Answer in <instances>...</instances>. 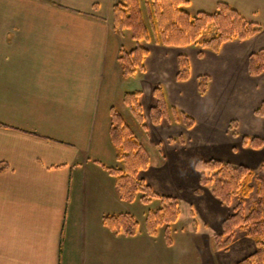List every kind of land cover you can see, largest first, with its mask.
I'll use <instances>...</instances> for the list:
<instances>
[{
    "label": "crops",
    "instance_id": "0c3cea01",
    "mask_svg": "<svg viewBox=\"0 0 264 264\" xmlns=\"http://www.w3.org/2000/svg\"><path fill=\"white\" fill-rule=\"evenodd\" d=\"M117 1L0 0V264L151 263H146V257L151 258L150 240H142L138 233L130 236L113 231L103 223L105 215L135 216V200L121 199L109 170L122 168L110 137L111 108L125 95L119 90L125 37L113 20ZM221 1L234 7L236 0ZM242 3L237 10L247 20L258 22L254 20L257 12L244 14L254 5L264 16V0ZM260 24L263 29L254 36L229 40L217 51L199 44L139 43L149 51L146 58L155 51L172 59L175 79L179 55L188 57L189 78L174 81L171 97L165 93L171 104L195 119L191 128L181 122L153 124L150 120L141 141L148 152L149 146L161 142L165 123L178 133L205 128L212 131L209 136H215L217 127L229 126L222 152L207 159L252 170L260 167L264 144L254 148L243 139L260 136L264 140V119L254 110L264 100L263 93L255 96L253 110L245 114L237 107L238 99H228L234 89L256 85L253 78L258 76L249 74L248 58L264 48V22ZM249 43L256 48L248 50ZM137 45L133 43L129 50ZM202 75L210 77L204 94L198 88ZM240 117L247 119L245 132ZM231 123L237 126L230 128ZM155 131L160 138L152 139ZM168 144L170 149L174 146L176 159L184 142ZM159 163L163 165L162 159ZM150 169L151 164L140 173L146 182ZM204 194L196 196L203 198ZM212 194V201L207 197L211 203L207 227L200 225L206 233L187 228L173 238L187 233L185 247L210 249L202 254V261L225 264L230 255H245V251L234 249V242L229 250L215 249L214 236L222 232L224 220L233 211L226 207L227 211L226 204Z\"/></svg>",
    "mask_w": 264,
    "mask_h": 264
},
{
    "label": "trees",
    "instance_id": "16d2710c",
    "mask_svg": "<svg viewBox=\"0 0 264 264\" xmlns=\"http://www.w3.org/2000/svg\"><path fill=\"white\" fill-rule=\"evenodd\" d=\"M189 0H147V17L145 20L140 0H118L113 8L115 28L119 31L128 29L138 45L131 51H123L119 61L125 77L133 75L137 70L144 71V59L148 49L140 42L153 40L167 46H188L199 44L214 51L229 40L248 39L261 31V26L247 20L237 9L226 2H219L215 13L200 11L192 15L187 7ZM211 37L200 40L203 32L212 29ZM151 31L153 36L151 37ZM179 70L177 79L184 81L190 75V63L185 55L178 57ZM248 72L253 76L264 73V48L250 54ZM210 77H199V92L206 93ZM156 104L150 108L153 124H160L171 112L177 122L186 128L193 127L195 119L169 106L161 87L153 90ZM140 91L125 94L124 101L130 107L144 129V116L139 103ZM255 113L264 119V100L256 108ZM110 137L117 151V159L122 168H110L115 176L116 186L121 199L134 201L140 194V200L149 205L153 199H159L157 209H149L146 215V230L156 236L161 226H166L165 237L170 242L169 225L177 221L180 214V201L174 196L159 195L140 173L150 164V155L145 146L134 135L125 121L123 114L111 108ZM245 143L259 148L264 140L258 137H244ZM199 172L201 186L211 185L213 194L224 204H230L232 197L241 194L239 204L232 214L223 222V231L214 236L216 250H227L233 241L236 229H242L256 244V249L234 264H264V161L255 171L245 165H233L229 162L211 158L199 160L195 165ZM255 181V184H253ZM253 192L256 198L247 212L244 210V199ZM103 223L109 229L133 236L138 233L139 222L130 213L105 215Z\"/></svg>",
    "mask_w": 264,
    "mask_h": 264
},
{
    "label": "rangeland",
    "instance_id": "374dc122",
    "mask_svg": "<svg viewBox=\"0 0 264 264\" xmlns=\"http://www.w3.org/2000/svg\"><path fill=\"white\" fill-rule=\"evenodd\" d=\"M217 2L219 3V2H224V1H221V0H191L188 6V11L192 15H196L200 11L212 14V13H215L217 10V4H218ZM140 3L143 9L145 20L147 21V24L150 25L148 21V17H147V12H146L147 5H148L147 0H140ZM232 3L234 4V7L236 9H242V6L240 5V4H243L242 0L232 1ZM258 9L259 7L254 5L251 12L244 13V14H248L249 16L250 15L254 16L252 14L257 12L254 20H257L258 21L257 23L261 25L260 23L264 22V16L261 14L262 9L261 10H258ZM257 14H261V15H257ZM212 30L213 28L209 29L207 32L206 31L203 32V34L200 37V40L211 37L213 33V32L211 33ZM120 32H122L123 33L122 35L125 37L123 41L124 42L123 51H127V52L131 51L129 50V48L133 45V43L137 44L136 41L131 36V31L128 29H125ZM152 36H153V33L151 31V37ZM129 41L131 42L133 41V42L129 43ZM150 42L153 43L154 41L152 40ZM143 44H144V41H143ZM192 46H196V44H192ZM250 46L251 45L249 43L248 50H253L254 48H256V47H250ZM188 52L192 53L193 50L188 49ZM150 54L151 56L149 58L145 57L146 59H144V66H145L144 71L137 70L133 75L128 76V77H125L122 72V76L124 77L119 82V90L120 91L122 90L125 94L134 92V91H140L141 94L139 97V103L141 104L142 114L144 116L143 123L146 124V126L148 125L147 123L150 122L151 120L150 108L156 104V98L153 93L154 88L161 87L164 91L165 97H166V93L168 94L169 97H171V93L173 92V89H174V81H176L177 79V75H175L176 79L174 78V73H173L174 67L172 64L173 63L172 59L163 57L162 54L158 52L156 53L155 51L151 52ZM226 56L227 55H223L224 58H226ZM176 64H177V61L175 62V65ZM257 76L258 77L253 78L254 83H256V85H254L255 90L249 89V88L247 89L239 88V89H234L233 92L228 95V99L230 100L238 99L237 107L239 110L243 111L244 114L250 110H253V105H254L255 98H256L255 96H258L261 93H263L262 95L264 96V73L257 75ZM199 77H198V80H199ZM198 88H199V82H198ZM124 97L125 95H123V97L116 100L115 105L113 107L117 111L123 114L125 121L131 127L137 139L140 140L141 142L142 140H145L143 138L144 136L147 135V134L143 135L142 132L145 131L146 133L147 128L144 129L142 126V123H140L137 120L136 116L131 111L130 107L125 103ZM166 100L169 106L175 107L173 104H171L168 101L167 97H166ZM243 113H240V114H243ZM246 120H247L246 118L240 117V122L242 124V127H241L242 132H245V128H243L244 126L243 124L244 122H246ZM164 121L165 122L169 121V123L177 122L174 120L171 112L167 115V118H164ZM236 123H231L230 128H233L234 126L236 127L237 126ZM228 129H229V126H228ZM228 129H226V127L224 126H219L216 128L217 132L215 133V136H209V134L212 131L206 130L205 128L201 129V131L196 130L193 133L187 132V131L178 133V131L174 129V127L165 123L166 132H165V135H163L162 133V137L160 140L161 142H159L157 146H153V145L149 146L150 152H151V157H150L151 169H150V172L148 173L146 183L149 184L151 188L159 195H167L169 194V192L174 193L175 194L174 197H176L180 201V204H179L180 214L178 216L177 221L169 225L170 242L165 237V230H166L165 225L159 228L158 234L156 236H152V235L149 236L146 230V224H145L146 210L149 208L157 209L160 205V200L153 199L151 204L145 205L140 200V194L135 199V202L132 204V207L134 208L136 219L138 220V222L141 223V230L139 227L138 235L142 240L145 239L147 242L148 240H150L151 258L149 259L148 257H146V263L151 261L150 264H208L207 261H202L201 259L202 254H207L210 251L208 247L200 245V249H197V248L189 249L185 247L183 243L185 240L189 239V236L187 235V233L183 232L182 236L176 235L174 238H173V234L174 233L181 234L182 233L181 231H186L187 228L191 230L192 232L194 231L196 232V227L199 230L197 232L204 233V234L206 233L204 229L201 228L200 225H203V223H205L204 226H206L208 223L207 217L210 216V213H208V210L211 209V206L209 205L211 203H209L208 199L210 198L209 200L212 201V198L210 195L213 193L212 186L211 185H206V186L200 185L199 172L194 167V162L196 161L197 163L199 160H206L210 156H216L217 154H220L222 152V148L225 147L224 140L226 137H228V135H225V133L229 131ZM219 130L220 132L218 133ZM159 131H155V134L154 132H152L151 134L152 139L160 138V135H158ZM258 138H260V136ZM166 141H168L169 143L170 141L171 142L173 141L176 143L184 142V146L182 147L181 152L178 153L176 159L174 158L176 154L175 150L173 149L174 146L171 147L170 149V146H168L169 144ZM247 144H249V142ZM165 147H167V150ZM169 150H171V153ZM150 152H148L149 155H150ZM260 154L264 156V149L262 152H260ZM165 158H167V161L164 164ZM160 159H162V164H163L162 166L160 165L161 163H159ZM258 168L259 167H257V169ZM257 169H253V170L256 171ZM151 170L153 171L155 170L154 172L156 174L152 175ZM253 184H255V181H253ZM203 192H205L204 196H202L203 198L196 196V194H202ZM241 198H242L241 194L238 193L232 197L230 204H226V206H224L223 204L222 205L225 207L227 211L228 209L233 211V209L239 204ZM255 198H256V193L253 192L248 198L244 199L243 206H244L245 212H247L248 209L252 206ZM214 201L215 200H213V202ZM226 207H228V209ZM144 234L147 235V237H145ZM216 234H220V233L216 232ZM233 239L234 241H232V243L234 242L235 246L234 247L232 246V247L234 249L240 248L244 250L245 255L244 253L230 255V257L228 258V263L231 262L233 264L234 260H239L243 258L244 256L248 255L250 252L252 253L256 249L255 241L251 237L247 236L245 231L242 229L235 230ZM173 240H176V243L174 244L175 246L171 248L169 247V245L173 244ZM230 248H228L227 250H229ZM217 251H220V250H217ZM211 258H214V257L211 256ZM214 262H217L216 264H221L219 263L220 261L218 260H214ZM228 263H225V264H228Z\"/></svg>",
    "mask_w": 264,
    "mask_h": 264
}]
</instances>
